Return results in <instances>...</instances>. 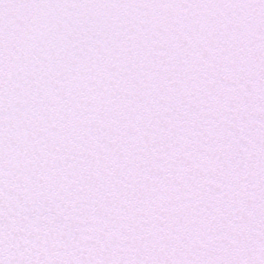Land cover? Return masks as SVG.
<instances>
[{"label":"snow or ice","instance_id":"1","mask_svg":"<svg viewBox=\"0 0 264 264\" xmlns=\"http://www.w3.org/2000/svg\"><path fill=\"white\" fill-rule=\"evenodd\" d=\"M0 264H264V0H0Z\"/></svg>","mask_w":264,"mask_h":264}]
</instances>
